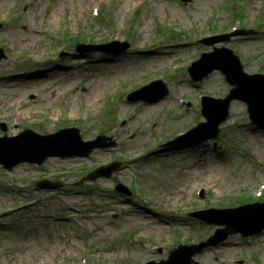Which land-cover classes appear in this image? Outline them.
Listing matches in <instances>:
<instances>
[{
    "label": "rangeland",
    "instance_id": "rangeland-1",
    "mask_svg": "<svg viewBox=\"0 0 264 264\" xmlns=\"http://www.w3.org/2000/svg\"><path fill=\"white\" fill-rule=\"evenodd\" d=\"M100 1L0 0V49L6 55L0 60V125L6 127L0 136L76 126L84 141L99 134L117 141L115 148L88 156L23 162L10 172L0 165V264H83L82 258L86 264L159 262L171 249L197 244L218 227L189 216L192 210L249 201L264 184V128L248 120L238 100L231 102L215 139L162 147L174 133L204 121L199 94L222 98L231 88L218 71L191 81L184 62L211 50L196 42L212 35L211 28L229 32L234 5L242 13L240 28L259 34L216 45L231 48L245 72L264 73V0H143L139 11L142 0H103L93 18L90 10ZM102 13L107 21L100 24ZM161 29L179 37L168 39ZM64 30L84 39L78 46L91 48L77 52ZM112 41L130 47L119 55L99 52L100 44ZM28 65L27 73L22 68ZM152 79L165 83L166 96L126 99ZM156 87L134 95L152 98ZM111 108L112 121L105 115ZM115 161L118 169L109 177L75 185L88 171ZM43 180L61 185H36ZM117 183L130 195L115 191ZM241 238L230 235L193 259L260 264L264 230Z\"/></svg>",
    "mask_w": 264,
    "mask_h": 264
},
{
    "label": "water",
    "instance_id": "water-1",
    "mask_svg": "<svg viewBox=\"0 0 264 264\" xmlns=\"http://www.w3.org/2000/svg\"><path fill=\"white\" fill-rule=\"evenodd\" d=\"M240 33H247V31H241ZM127 46L128 45H124L122 49L112 51L121 52L122 50H125ZM2 57H4V53L0 50V59ZM207 63L208 65L205 71L200 75L197 74V69ZM215 69L221 71L225 75L226 80L233 85V88L224 99L204 98L202 113L206 117V122L189 131L188 135L193 134L202 128H205L206 133L202 136H197L194 139H184L180 144L198 143L215 135L218 125L227 116L228 106L232 99H239L246 103L249 118L254 123L264 126V74L249 75L244 73L238 57L235 56L232 51L225 48H214L213 52L204 54L199 61L192 64L189 72L194 80H200L202 77L206 76ZM166 93L167 91L163 89L157 97H163ZM130 99L139 98L135 97L133 94L130 96ZM2 128L4 129V126ZM106 139L107 138L104 136H99L94 141L83 142L81 140L79 130L76 128L62 129L56 133L48 135H39L32 130L26 129L18 136L11 138L4 136L0 138V163L5 168L11 169L14 165L21 162L40 164L49 156L64 157L72 155H87L96 147H106L114 144V142L106 143ZM80 148L84 149L80 150ZM115 168L116 166L113 164L107 168H99L88 174L85 179L94 180L102 175L108 176ZM211 211L214 210H209L208 212ZM219 211L224 212L227 217L220 222L225 225V228L219 230L218 232L222 233L219 238L220 240L224 239L229 234L244 232L242 228L238 226L239 224H243V221L240 220H246L249 216H256L258 214L264 215V203L251 204L236 209ZM195 214L200 216L199 214L202 213ZM200 218L204 217L201 215ZM208 244H210V242L191 247L180 246L176 250L170 252L169 260H171L179 251L189 250L185 264H190L192 262V255L199 252L205 245Z\"/></svg>",
    "mask_w": 264,
    "mask_h": 264
},
{
    "label": "bare ground",
    "instance_id": "bare-ground-1",
    "mask_svg": "<svg viewBox=\"0 0 264 264\" xmlns=\"http://www.w3.org/2000/svg\"><path fill=\"white\" fill-rule=\"evenodd\" d=\"M223 59V58H222ZM227 61V60H226ZM232 65V64H231ZM145 105H142V107H144ZM145 109V108H144ZM146 110V109H145ZM125 167H128V163L124 164Z\"/></svg>",
    "mask_w": 264,
    "mask_h": 264
}]
</instances>
